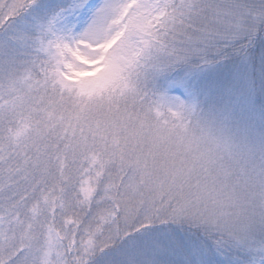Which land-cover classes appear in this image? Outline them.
<instances>
[{
    "label": "snow or ice",
    "instance_id": "obj_1",
    "mask_svg": "<svg viewBox=\"0 0 264 264\" xmlns=\"http://www.w3.org/2000/svg\"><path fill=\"white\" fill-rule=\"evenodd\" d=\"M0 264H264V0H0Z\"/></svg>",
    "mask_w": 264,
    "mask_h": 264
}]
</instances>
